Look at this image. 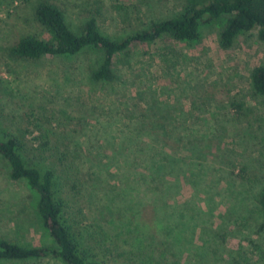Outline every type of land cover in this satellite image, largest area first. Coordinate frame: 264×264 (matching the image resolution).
Returning <instances> with one entry per match:
<instances>
[{
  "label": "rangeland",
  "instance_id": "obj_1",
  "mask_svg": "<svg viewBox=\"0 0 264 264\" xmlns=\"http://www.w3.org/2000/svg\"><path fill=\"white\" fill-rule=\"evenodd\" d=\"M40 1L0 0V138L22 135L26 149L48 142L45 163L55 168L64 216L89 255L103 264H264V95L251 85L264 63L257 30L223 48L222 18L203 26L194 44L167 36L134 44L113 59L117 80L96 82L98 50L11 54L24 35L49 37L34 16ZM45 1L73 31L94 15L113 37L174 16L185 3ZM36 203L0 156V237L52 244Z\"/></svg>",
  "mask_w": 264,
  "mask_h": 264
},
{
  "label": "trees",
  "instance_id": "obj_2",
  "mask_svg": "<svg viewBox=\"0 0 264 264\" xmlns=\"http://www.w3.org/2000/svg\"><path fill=\"white\" fill-rule=\"evenodd\" d=\"M184 1L183 9L178 14L152 20L144 28L113 37L100 29L94 15L83 21L79 32L73 31L62 10L42 0L36 5L34 16L49 37L24 35L10 48V52L17 57L38 59L45 55L73 56L85 49L98 50L102 57L90 77L96 82L113 83L117 80L113 59L117 55L127 54L134 44H152L165 36L194 44L200 40L203 26L222 18L226 20L219 34V44L223 48L233 46L238 36L254 29L257 30V38L264 41V0ZM251 85L258 94L264 95V63L252 71ZM21 136L6 133L0 138V156L9 165V177L15 181L24 180L37 195V218L53 243L30 245L0 237V260L51 257L63 264H103L95 256L89 255L83 246L79 228L64 216L66 204L56 187L55 168L45 163L48 142L42 140L40 147L30 146L26 149ZM59 150L56 151L59 153L57 158L62 160L65 153ZM53 155L55 153L51 151L49 156ZM258 203L264 215V189L259 193Z\"/></svg>",
  "mask_w": 264,
  "mask_h": 264
}]
</instances>
